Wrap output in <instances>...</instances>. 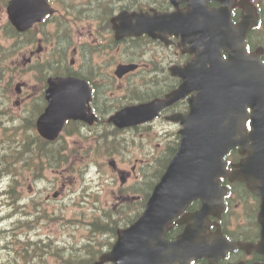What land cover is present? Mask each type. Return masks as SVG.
<instances>
[{
  "label": "flooded vegetation",
  "instance_id": "obj_1",
  "mask_svg": "<svg viewBox=\"0 0 264 264\" xmlns=\"http://www.w3.org/2000/svg\"><path fill=\"white\" fill-rule=\"evenodd\" d=\"M33 1V0H32ZM44 1L45 11L49 12L52 8L53 13L47 18L44 15L43 24L45 25V32L37 33V47L28 51L29 55H42L61 46L62 30L61 22L63 20H69L74 25V34L76 35L75 44L73 45L71 66L66 67V70L74 75H84L86 80L90 82L93 90V97L91 100L92 110L98 114L100 120H104L105 113L108 109L110 102L109 97H105V87L110 84L112 68L116 67L119 63L136 62L138 68L134 71L126 74H133L138 72L140 74L154 75L152 80L159 83L158 74L163 71L159 70L155 65V56L151 53L150 49H138L132 51V54H125L130 48L129 44L135 41H142L141 37H127L114 40V32L110 19L122 10L127 11H142L148 6L159 2L160 0H36ZM9 0H0V18L1 15L5 16L3 23H6V6ZM163 10V8H159ZM258 17L261 22L262 11L258 6ZM62 20V21H61ZM37 22L33 27L27 30L26 33L32 32L36 29L37 25L41 23ZM2 23V24H3ZM264 24V22H263ZM264 25L259 31L263 32ZM90 36L94 45L97 46L96 50L87 49L88 45L79 41L80 36ZM255 30L252 33L251 39L254 41ZM54 38L55 44L50 43L49 38ZM49 41V42H48ZM110 42L113 47H110ZM43 43V44H41ZM47 43H49L47 45ZM129 45V46H128ZM124 76V77H125ZM158 80V81H157ZM119 95L114 97L116 103L118 102ZM175 106V105H174ZM171 106L166 109H172ZM178 112H185L187 105L185 100H181L176 109ZM160 128V127H158ZM153 133L157 132L156 128H152ZM156 145V144H155ZM154 146V145H153ZM85 242L70 243L68 244L67 256L69 257L68 264H79V260H83L81 264H94L98 259L96 254L100 250H104L107 245V240L110 237L108 234H104L103 242H96L95 237L91 233L88 235ZM78 253L81 254V258H78ZM232 256H230L229 262H232ZM253 257L251 260H254ZM101 264H111L103 262Z\"/></svg>",
  "mask_w": 264,
  "mask_h": 264
},
{
  "label": "water",
  "instance_id": "obj_2",
  "mask_svg": "<svg viewBox=\"0 0 264 264\" xmlns=\"http://www.w3.org/2000/svg\"><path fill=\"white\" fill-rule=\"evenodd\" d=\"M259 82L260 81H255L253 83ZM239 83L240 82L238 81L235 84L233 98L235 99L236 104H246L254 109L253 113H251L250 124L253 131H255L259 127L262 128V126H264V104L259 103V99L264 96V94L257 96L256 90L254 93L252 92V88H248L247 92L242 94L237 87ZM74 86L75 83L71 80L65 82L54 81L51 83L49 89L51 104L48 113L38 120V126L41 131L49 129V138H52L57 134L63 120V112L58 109V100H67L72 97L70 93H62V90L72 89ZM196 104L201 106L204 111H211L212 109L203 97L201 102L197 101ZM257 108H259L260 112H257ZM145 111L146 108L138 107L122 112V116L125 118L127 124L135 123L141 120L140 116ZM69 112V115H75L72 108H69ZM241 124L237 129L239 132L243 129ZM239 138L240 137H235V140L239 141ZM200 140V138L195 139V141ZM251 140L252 148L264 149V133L256 132ZM237 141L234 142L238 143ZM189 145L191 144L186 145L183 149H178L176 153L177 155L170 162L166 173L156 186L155 192L142 215L130 226L129 229L120 233V236L121 234L123 235L117 241V246L114 250V252L117 251L116 258L114 257L116 264H148L146 261L152 258V247H146V241H141L143 239L139 240V237H145V235H151V237L154 236L152 239L157 237L155 236L157 229L160 226L165 225L171 218L172 213L176 210V204L179 201L180 195L183 197L191 196V198L200 197L207 203L212 201L209 193L205 194V184L200 179L202 170L197 169L194 166L197 162L195 156V150L197 147ZM223 150L224 149H222V151ZM245 164L246 163H244V168ZM134 234L138 236V239L132 237ZM136 247L138 248L134 250ZM154 254L155 250H153V259L155 261Z\"/></svg>",
  "mask_w": 264,
  "mask_h": 264
},
{
  "label": "rangeland",
  "instance_id": "obj_3",
  "mask_svg": "<svg viewBox=\"0 0 264 264\" xmlns=\"http://www.w3.org/2000/svg\"><path fill=\"white\" fill-rule=\"evenodd\" d=\"M19 76H21V77L17 79V77H19ZM17 77H16V82H20V81L23 82L26 79V76L24 74H19V75H17ZM17 96L20 97L18 99L22 100L23 99V91L21 92L20 95H16L14 92H12L11 94H9V96H7L5 98V99H9V100L4 101L3 102L4 104L0 106V107H3V108H9L10 107V109L13 111L12 115L14 117H19V115L23 114V112H22L23 107L21 105L24 102L20 101V100H17V98H15ZM10 98H11V101H10ZM4 114H5V117H10V111L9 112H5ZM104 168H105L104 173L106 175H111V171L109 170L108 166L107 165H103V169ZM55 180L58 181L59 179H57L52 172H49V173H47V179H46V184L45 185L47 187L51 186V188H53L52 184L55 183ZM81 182H82V180H79V179H75V178L71 179V181L69 182L70 184H72L69 187L70 191H72V190L78 191L79 190V185L80 184L82 185ZM86 183L90 184L92 186V189H94V190L98 187V186L97 187L94 186L95 183H96L95 178L94 179L87 178L86 179ZM115 185H116V183L113 184V185L107 186V188H105L104 190L99 191L101 204H105L106 205L105 201H107L108 205H111L112 202L115 201V196H117L118 193H114L113 195H111V193H109V191L111 192V190H109V189H113L115 187ZM43 187H44V184H40L39 186H37L38 191H40V193H42L44 195ZM33 190L35 191L36 187H33ZM70 191H65L63 193V195L59 198V200H53V201H50L49 203L48 202L44 203L43 202V197H40L38 194H36L38 200L48 207L49 214L52 215L53 211H55L56 209H64L65 210L63 218L58 219L56 221V223H54V224H46L47 227L44 226V227L41 228V230L44 233H51L52 231H59L57 226L61 227V226H67V225H73L74 224L73 222L72 223H68V221L65 220V217H71V215H73L74 212H75V208H73L71 206H64L63 204H65V202H68L70 199L76 197V195H79V199H81V196H80L81 191H79L77 193H74V194H72ZM22 195L26 199H29L30 197H35V194L33 192H31V191L22 192ZM24 203H25V200H22L20 202V204H24ZM7 216H8L7 214H1L0 218L2 220H4V219L7 218ZM90 218H92L91 214H86V217L83 218V219L88 221ZM10 225L12 226L13 230H15V231L19 230V228H20V226L16 222H12ZM31 234H33V232ZM8 259L12 260L11 256L9 257V255L5 254V252L3 251L2 255H0V264H2L4 262V260H5V262H7ZM36 261L37 262H42V259L37 258ZM82 261L83 260H81V263H82Z\"/></svg>",
  "mask_w": 264,
  "mask_h": 264
},
{
  "label": "trees",
  "instance_id": "obj_4",
  "mask_svg": "<svg viewBox=\"0 0 264 264\" xmlns=\"http://www.w3.org/2000/svg\"><path fill=\"white\" fill-rule=\"evenodd\" d=\"M2 74H4V72L2 70H0V75H2ZM21 146H22V149H18V151L15 149H13V150L10 149V153L14 154L15 158H19V157L23 158V155L26 152L27 157L29 159H31V158L38 157L42 152L41 149H25V147H26L25 141L21 142ZM2 156L5 157V152L2 153ZM6 170H7V168H4V170H2L3 173H5Z\"/></svg>",
  "mask_w": 264,
  "mask_h": 264
},
{
  "label": "bare ground",
  "instance_id": "obj_5",
  "mask_svg": "<svg viewBox=\"0 0 264 264\" xmlns=\"http://www.w3.org/2000/svg\"><path fill=\"white\" fill-rule=\"evenodd\" d=\"M1 216V215H0ZM0 221H2V219L0 218Z\"/></svg>",
  "mask_w": 264,
  "mask_h": 264
}]
</instances>
